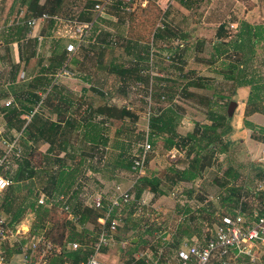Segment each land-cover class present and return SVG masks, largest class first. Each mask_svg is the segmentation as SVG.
Returning <instances> with one entry per match:
<instances>
[{
	"label": "rangeland",
	"instance_id": "1",
	"mask_svg": "<svg viewBox=\"0 0 264 264\" xmlns=\"http://www.w3.org/2000/svg\"><path fill=\"white\" fill-rule=\"evenodd\" d=\"M12 1L14 0H4L0 7L8 9ZM85 1L96 3L103 0H66L64 12L80 8ZM232 1L234 2L227 4L231 10L229 8L226 12L218 10L222 6L212 7L211 10L217 12L212 14L211 11L200 21L203 27L195 28L197 32L203 33L199 38L206 41L204 51L196 55L192 46L183 57L177 55L174 45L182 43L184 38L189 39L190 43H195L196 34L191 32L184 37V26L165 20L176 36L168 40H156V27L161 19L157 0H137L134 10L126 13L112 6L108 10V18L102 20L99 26L101 33L98 39L106 41L114 35L116 42H109L104 48L96 42L87 44L82 52L74 56L78 58L79 63L74 60L69 63L73 74L58 78H55V74L62 66L54 72L43 71H47L45 69H48L54 60L59 41L65 42V38L60 37L70 38L73 35L70 26L59 25L54 29L45 23L37 27L34 34L45 36L41 43L35 38L25 39L27 30L24 26L22 32L18 25L3 27L0 30V155L8 151L4 140L12 141L15 135L23 132L29 122L24 115L28 113L25 110L26 105H31L28 102L31 91L39 95L38 101L34 100L32 107L37 108L45 118H58L55 108L58 103L63 104L61 117L73 115L79 120L91 105L103 102L119 107L132 106L138 115V119H115L106 122L108 146H95L84 142V128L79 121L76 130L71 134L69 147L71 152L76 151V162L80 156L84 160L83 171L74 188L78 193L76 196L73 192L69 194L74 211H84L89 207L86 205L90 196L96 192L110 191L115 183L119 182L126 187L132 185L136 178L126 167L131 161L130 156L141 150V144L147 138L153 145L144 174L159 177L162 192H154L147 187L141 197L137 198L135 188L133 189L134 198L121 211L122 228L118 236L102 250L104 260L108 264H177L176 246L189 238V232L200 236L209 235L220 215L231 213L235 205L241 202L252 211L264 207V188L261 187V184L264 186V173L260 175L261 170H264V161L261 159V148L264 145V40L255 46L256 53L253 59L245 64L243 76H239L238 71L231 72L227 67L229 62L241 61V52L229 49L218 58H211V52L214 51L213 41L224 24V38L231 40L238 35L239 24L234 22L236 16L234 19L231 13L234 15L236 10L242 12L244 7L239 10L235 5L237 0ZM240 1L242 6H246V0ZM253 1L248 4L250 10H253L252 18L248 19H254L255 23H264V0ZM4 13L0 14V24L6 22L7 12ZM191 22L187 25L189 28ZM152 42L156 64L152 83L139 73L120 75L109 71L113 63L127 67L146 66L145 57L150 52ZM177 63H180L181 69L177 67ZM231 73L238 76L241 82L247 80L250 84L240 85L241 82L228 79L226 76ZM39 77L40 80H43V77L50 78L51 85L34 87L33 85L40 81L37 80ZM192 78H203L210 87L186 88ZM164 94L166 99H162ZM174 98H177L175 104L181 107L183 113L177 127L181 136L177 138V144L168 148L162 136L154 141L149 137L152 132L150 119L154 113L168 107ZM9 99H15L16 104L6 106ZM69 99L73 101L71 106L65 103V100ZM210 101L213 102V109L217 114L223 113L227 116V124L232 125V129L222 137V142L216 143L213 152L200 151L199 146L194 150V144L182 139L188 132L197 129L196 123H212L208 119ZM233 101L237 102V106L232 111L230 105ZM8 107L17 109L19 118L10 114L6 110ZM248 122L254 126L250 127ZM222 143L228 145L225 152L220 150ZM19 144L24 155L23 134ZM117 144L124 146V150L116 148ZM35 145L37 150L43 153L49 147V143L44 140ZM198 153L205 163L199 176L193 181L179 180L173 169L182 170L188 167ZM64 155L65 152H61V156ZM8 157V167H4L3 172L13 173L17 161L25 158L17 157L13 151L9 152ZM35 161H41L39 154L35 156ZM57 166L56 163L55 168ZM229 168L238 173L236 179L228 178L226 173ZM233 189H238V192L234 193ZM38 191L37 186L35 192L39 193ZM6 192L8 191L0 193V219L8 221L29 191L23 188L16 193L18 200L12 212H8L5 206ZM36 195L31 199L34 200ZM40 197L38 196V204H41ZM47 218L49 217L38 215L28 207L17 227L31 229L37 225L42 226ZM71 223L66 225L68 235L74 232L84 233L86 238L93 239L98 233L94 215L89 216L83 227ZM45 226L48 228V222ZM17 227L11 228L12 232H15ZM185 227L189 229L186 234L180 232V229ZM8 234L7 249L19 250L16 236H11V231ZM123 241L126 242L125 246ZM243 264H264V247L256 251L255 259H245Z\"/></svg>",
	"mask_w": 264,
	"mask_h": 264
},
{
	"label": "trees",
	"instance_id": "2",
	"mask_svg": "<svg viewBox=\"0 0 264 264\" xmlns=\"http://www.w3.org/2000/svg\"><path fill=\"white\" fill-rule=\"evenodd\" d=\"M65 1L66 0H47L45 3H40V0H26L24 1L25 3L21 6H25L29 10L28 16L47 11L50 13L60 14L65 17L79 18L84 20H91L93 18L94 13H91V8H93L95 3L85 1L80 8H76V10L65 13L63 9ZM135 1L137 0H133L134 6ZM157 4V7H159V10L161 12L160 17L165 16V20L167 22L168 20L167 16L165 15L166 13L164 8L160 5L158 0ZM104 19L105 18H102V20ZM50 26L53 25L50 24ZM18 27L21 32L24 31V27ZM225 27L226 25L224 24L219 29L218 37L213 41L214 51L211 52V58L216 59L221 54L229 51V49L241 52V61L229 62L227 64V67L231 70V72L238 71L239 76H243L245 75V64L251 61L256 53L255 46L264 40V23H252L247 19H243L239 23L238 35L236 36V38L231 40H227L223 37L226 34V31L224 29ZM175 36V33H173L168 23L164 28H158L157 32L155 33L156 40H168ZM183 36L186 37V35ZM205 42V39L199 37L196 38L195 43H190L189 39L184 38V41L182 43L174 45V49L178 53L177 55L179 57H183V54L185 55L190 47L193 46L195 54L199 55L204 51L203 48L205 46ZM84 49V47L80 48L73 55L71 61L74 60V62L79 63L78 58L74 56H77V53L82 52ZM148 54L149 53H147L145 60L148 59ZM65 58L66 43L60 40L58 45L56 46L54 60L51 61L49 68L45 69L47 71L43 72H54L55 70L59 69L63 65ZM177 65L178 68H182L179 67L180 63H177ZM142 68L143 67L139 68L137 65H134L133 67H127L123 64L113 63L109 68V71L120 75L139 73V75L141 76ZM226 77L230 80L241 82V80L238 79V76H235L233 73L227 75ZM43 78V80H40L39 77L37 80L40 81L33 86L43 87L47 84L51 85L50 78ZM147 79L149 81L148 77ZM242 83L244 85H248L250 84V81H243L240 83V85H243ZM190 86L199 88L210 87L203 78H192L186 84V88H189ZM102 94L104 95V93ZM30 96L31 97L28 99V102L31 105H26L25 109L28 112L34 110L32 104H34L35 101L37 102V98H39V95L35 91H31ZM66 100L65 103H67L69 106L73 104V101L71 99H69V101ZM210 103L211 109L209 111L208 119H210L212 123H196L197 129L195 131L188 132L185 137L182 136L183 141H190L192 144H194V150L197 146H199L200 151L208 150L213 152L215 150L216 143L222 142V137L228 134L232 129V125L227 124V116L223 113L217 114L213 109V102L210 101ZM62 107L63 104H56L55 108L58 116L57 119H51L48 117L45 118L44 115L36 112L33 115L31 121L23 129V146L25 151L24 155L22 154V156H24L25 158L21 160L19 159L17 161V167L13 171V173H11V171L3 172V168L0 169V172L5 174V176L9 177L12 180L10 186L5 190L8 191L5 194V206L7 207L8 212H12L13 206L17 203L18 196L16 193L20 192L23 188H27L29 191V194L24 196V198L22 199V203H20V205L12 214V217L8 221H5V223L7 228L15 229L21 222L23 214L28 207L36 211L38 215H43L44 217L48 216L49 218H47L46 222L44 221L42 226L37 225L31 228V234L43 231L46 227L45 224L48 222L49 226L47 228L46 236L49 240L52 241L55 247V250L52 253V263L80 264L87 259L88 255L91 252H93L92 244L98 239V233L93 239L86 238L84 233L74 232L73 234L68 235L66 233V225L67 223H71V221L69 220L68 212L63 208V201L55 200L50 205L38 204V196L40 197L42 194H44L49 197V204L51 198H56L59 195H64L68 197L69 201V194L71 192H73L74 196H76V194L78 193L76 190H74V188L79 180L81 172L83 171L82 168L84 165V160L83 157L80 156L79 161L76 162V151L71 152L69 147L71 145V134H73L76 130V127L79 125V121L82 122V126L84 128V142L95 146H108L109 138L106 132L107 128L105 127L106 122L115 119H138V115L133 111V109L119 107L115 104L103 102L99 103L98 105H91L85 111L82 119L79 120L73 115H69L67 118L61 117L60 115L63 114L61 110ZM6 110L10 114H14L16 117L20 115L18 110L15 108L8 107L6 108ZM99 117L101 118L97 119ZM182 117L183 113L181 112V107L173 103V100L168 107L162 109L157 113H154L150 119V127L152 129V132L151 134H149V137L151 138V140L154 141L155 138L162 136L165 139V144L167 145V147L172 148L175 144H177V138L181 136L178 133L177 127ZM19 121L22 122L21 119H19ZM247 124L250 127L254 126L251 122H248ZM221 127L223 128L221 131H219ZM41 140L49 143V147L44 153L38 151L35 145ZM115 146L121 151L124 150V146H120L119 144ZM227 148L228 145L226 143H222V147L220 150L221 152H225ZM63 151L65 152V155L61 156V152ZM37 154H39L41 157V161L39 163H36L35 161V156ZM133 156H130L131 161L126 165L128 169H131ZM56 163L58 164L57 168H55ZM204 167L205 163L198 153L193 157L188 167L182 170L173 169V172L178 174V179L181 181H193L199 176L200 169ZM261 172L262 173H260V175L264 173V170H261ZM226 174L229 179L231 178V180L238 177V173L233 172V168H229ZM262 176H264V174ZM160 184L161 179L159 177L155 175L144 174L134 184L133 189L135 188L136 197L140 198L141 194L147 187L151 188L154 192H162V190H160ZM37 186L39 193L35 192V187ZM233 191L234 193H237L238 189H233ZM33 195H36L34 200L31 199ZM28 201L30 202L27 205ZM240 204H237L235 205L236 207H234L237 208L240 206ZM242 205L244 210H246L247 212H252V209L248 210L245 203H242ZM235 208H233L231 212H233ZM75 212L81 214L82 224H85L87 222L89 216L94 215V219L97 222V218L102 215L99 210L93 209L91 207H86L82 212ZM121 228L122 227H119L115 236H118ZM74 229L75 228H73V230ZM84 231L88 232L87 230ZM180 232L186 234L187 232H189V229L187 227L181 228ZM192 234L193 233L190 232L188 233L189 238L192 236ZM70 241H80L82 245L78 249H68L67 244ZM182 243L183 242H179L177 244L176 251L181 247ZM16 252H20V249ZM245 259L249 260L250 258L246 255H243L237 258L234 263L243 264V260Z\"/></svg>",
	"mask_w": 264,
	"mask_h": 264
},
{
	"label": "built area",
	"instance_id": "3",
	"mask_svg": "<svg viewBox=\"0 0 264 264\" xmlns=\"http://www.w3.org/2000/svg\"><path fill=\"white\" fill-rule=\"evenodd\" d=\"M112 6H116L118 11L126 13L133 10L134 3L133 0H103L96 2L91 8L94 13L91 20L65 17L47 11L28 16L29 10L25 6L20 5L15 13L8 18L6 25L0 24V29L15 25L24 26L27 30L25 39L35 38L41 43L45 36L39 33L34 34L37 27L45 23L52 24L54 29L59 25L70 26L73 35L69 39L66 36L60 37L65 38L66 62L62 65L59 72L55 74V78H58L73 74L69 68V63L80 48L95 42L104 48L109 42L111 44L116 42L114 35H111L106 41L98 39L101 33L99 26L102 23V18H108L110 14L108 10ZM165 26V16H162L156 27V32L158 28H164ZM153 46L154 43L152 42L147 65L141 69L142 75L148 77L150 83H152L156 74ZM167 57L171 58L170 55H167ZM162 99H166L165 95L162 96ZM176 101H178L177 98H174L173 103H176ZM14 104H16L15 99H9L6 102V106ZM124 107L132 109V106L129 105ZM36 112H38L37 108L24 115V118H27L30 122ZM22 134L23 132L15 135L12 141L4 140L8 151L6 150L4 154L0 155V169L8 167L9 152L13 151L17 157L22 156L23 149L19 144ZM152 150L153 145L147 138L141 144V150L134 154L130 170L136 179L132 185L126 187L118 182L115 183L110 191L96 192L90 196L86 206L99 210L102 215L97 218L98 239L92 244L93 252L80 264H107L102 250L114 240L122 224L123 216L121 211L133 199L134 184L144 174L146 163ZM261 159L264 161V145L261 148ZM11 183L12 180L0 172V193L4 192ZM261 187L264 188L262 184ZM48 200L49 197L44 194L39 198V202L46 205H50L55 200H62L64 203L63 208L68 212L69 220L76 225L85 226V224L81 223V214L73 210L67 196L59 195L56 198H51L49 204ZM10 231L12 233L11 236H16L15 240L19 244L20 253L24 257L25 264H53L52 253L55 247L46 236L47 227L35 234H31L30 227L25 229L23 226L17 227L15 232H12L10 228L6 227L4 219H0V261L5 259L1 244L8 240V232ZM122 243L125 246L126 242L123 241ZM81 245L80 241H70L67 244V248L78 249ZM261 247H264V207L247 212L243 209L241 203L233 212L220 215L213 235L206 240L194 238L193 241H184L176 251V259L177 264H232L243 255L248 256L252 260L255 259L256 251Z\"/></svg>",
	"mask_w": 264,
	"mask_h": 264
},
{
	"label": "crops",
	"instance_id": "4",
	"mask_svg": "<svg viewBox=\"0 0 264 264\" xmlns=\"http://www.w3.org/2000/svg\"><path fill=\"white\" fill-rule=\"evenodd\" d=\"M2 1H4V0H0V4H3ZM24 1H26V0H14V1H12L11 5L8 7V9L6 8L5 10L3 7H0V14H1V12H5V13L7 12L6 13V16H7L6 22H8V18L12 14L15 13L13 10L14 9L17 10V8L20 5L25 3ZM46 1L47 0H40V3H45ZM158 1H159L160 5L164 8L165 13H166L165 15L167 16V20H169V22H171L173 24L176 23V24H180V25L184 26V29L182 31V35L188 36L191 34V32H194L196 34V37H200L203 34L202 32H197V29L195 30L196 27H198V28L203 27V26H201L202 22H200V21L204 20L205 16H207V14H209L211 11H212L211 12L212 14H213V12H217V11L211 10L212 7H214V6L215 7L216 6L221 7L222 6L218 10H225V12H226L229 8H230L229 10H231L230 5H227V4L228 3L230 4V2L231 3L234 2L232 0H199V1L198 0H158ZM246 1H247L246 6H245V4L242 6L241 1L237 0L235 5L238 6L239 10H241L243 7H244V9L242 10V12H239L236 10L237 15H236V13L234 15H233V13H231V16H233L234 19L236 16V20H234V22H236L238 24L243 19L252 18L251 16H252L253 10L252 9L250 10V5H248V4H252L254 1L253 0H246ZM247 8H248V10H247ZM192 18H195V19L192 20ZM248 20L252 23H255L254 19H248ZM191 21H194V22H191ZM190 22H191V26L189 28L187 25H190ZM187 31L189 33H187ZM67 39H69V38H67ZM215 225L216 224L214 223V229L209 235L200 236L197 234H193L190 238L185 239L184 241H193L194 238H198V239L203 240V241L206 240L208 237L213 235L214 230H215ZM184 241H182V242H184ZM6 243H8V241L1 244V249L4 252L5 259L3 261H0V264H25L23 255L20 252H16L15 250H11L9 248L7 249Z\"/></svg>",
	"mask_w": 264,
	"mask_h": 264
},
{
	"label": "water",
	"instance_id": "5",
	"mask_svg": "<svg viewBox=\"0 0 264 264\" xmlns=\"http://www.w3.org/2000/svg\"><path fill=\"white\" fill-rule=\"evenodd\" d=\"M237 106V102H235V101H233L232 103H231V105H230V110H234L235 109V107ZM234 108V109H233ZM137 239L135 238L134 239V241H136Z\"/></svg>",
	"mask_w": 264,
	"mask_h": 264
}]
</instances>
